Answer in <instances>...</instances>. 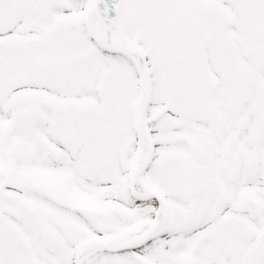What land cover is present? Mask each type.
<instances>
[{
	"label": "snow or ice",
	"instance_id": "snow-or-ice-1",
	"mask_svg": "<svg viewBox=\"0 0 264 264\" xmlns=\"http://www.w3.org/2000/svg\"><path fill=\"white\" fill-rule=\"evenodd\" d=\"M0 264H264V0H0Z\"/></svg>",
	"mask_w": 264,
	"mask_h": 264
}]
</instances>
